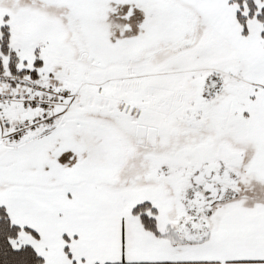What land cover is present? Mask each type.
Masks as SVG:
<instances>
[{"label":"snow or ice","instance_id":"6c2138e0","mask_svg":"<svg viewBox=\"0 0 264 264\" xmlns=\"http://www.w3.org/2000/svg\"><path fill=\"white\" fill-rule=\"evenodd\" d=\"M0 264H264V0H0Z\"/></svg>","mask_w":264,"mask_h":264}]
</instances>
